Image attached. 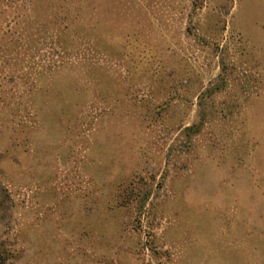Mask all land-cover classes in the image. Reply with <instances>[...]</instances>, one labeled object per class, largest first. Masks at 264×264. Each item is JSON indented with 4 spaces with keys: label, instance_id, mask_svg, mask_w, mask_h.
Instances as JSON below:
<instances>
[{
    "label": "rangeland",
    "instance_id": "rangeland-1",
    "mask_svg": "<svg viewBox=\"0 0 264 264\" xmlns=\"http://www.w3.org/2000/svg\"><path fill=\"white\" fill-rule=\"evenodd\" d=\"M0 264H264V0H0Z\"/></svg>",
    "mask_w": 264,
    "mask_h": 264
}]
</instances>
